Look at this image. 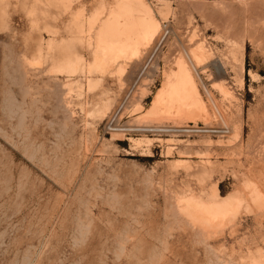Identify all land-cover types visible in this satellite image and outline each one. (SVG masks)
<instances>
[{"label":"rangeland","instance_id":"obj_1","mask_svg":"<svg viewBox=\"0 0 264 264\" xmlns=\"http://www.w3.org/2000/svg\"><path fill=\"white\" fill-rule=\"evenodd\" d=\"M115 1L0 0V264H264V0H130L156 29L95 63ZM179 67L202 106L152 108ZM133 84L128 120L229 134L105 133Z\"/></svg>","mask_w":264,"mask_h":264},{"label":"bare ground","instance_id":"obj_2","mask_svg":"<svg viewBox=\"0 0 264 264\" xmlns=\"http://www.w3.org/2000/svg\"><path fill=\"white\" fill-rule=\"evenodd\" d=\"M129 1H115L109 17L99 25L94 37V40H96V42L94 41L96 44L95 63L106 64L117 57L128 60L136 56L139 45H144L149 40L151 33L156 29L157 21L153 12L144 6L143 3L134 4ZM123 4H131L130 9L121 8ZM200 49H197L199 55L202 54ZM71 62H73V59L68 58L65 64L67 65ZM221 65L217 64L216 69L220 70ZM201 106V100L194 82L182 67H179L177 74H172L165 78L164 84L158 89L152 101V108L154 109L164 108V110H167L176 107L178 111H185L186 113H191L193 109ZM147 139L149 140V138ZM146 143L148 144V141ZM138 144L136 140L133 142L134 147H138ZM230 197H223L222 201L214 202L210 205H204L202 202L193 200V213L195 212L196 215H199V218H203V215H208V218L199 219L202 223L205 220L209 222L210 219L222 217L225 213V206L233 199ZM196 220L198 219L196 218Z\"/></svg>","mask_w":264,"mask_h":264},{"label":"built area","instance_id":"obj_3","mask_svg":"<svg viewBox=\"0 0 264 264\" xmlns=\"http://www.w3.org/2000/svg\"><path fill=\"white\" fill-rule=\"evenodd\" d=\"M135 84L126 91L120 99L118 105L115 107L112 114L109 116L104 124V131L107 134H120L125 139L140 135L150 137H177L188 138L195 136H211L223 137L228 135L229 129L222 121L216 124H203V123H155V122H139L128 120L131 115L129 111V104L133 94Z\"/></svg>","mask_w":264,"mask_h":264}]
</instances>
